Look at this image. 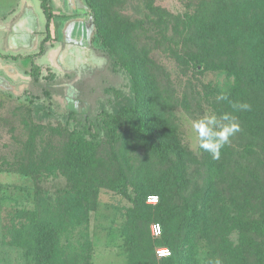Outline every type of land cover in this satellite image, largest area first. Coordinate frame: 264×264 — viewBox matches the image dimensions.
<instances>
[{
	"label": "rangeland",
	"instance_id": "1",
	"mask_svg": "<svg viewBox=\"0 0 264 264\" xmlns=\"http://www.w3.org/2000/svg\"><path fill=\"white\" fill-rule=\"evenodd\" d=\"M24 1L26 6L22 14L13 22V35L17 43L27 38L32 44L31 50L36 53L46 36V15L40 0ZM94 1L97 5L104 1L107 6V0ZM189 2L112 0V7L110 12H105V18L110 23L115 22L113 15L117 12L137 23V28L127 39L129 42L126 40L117 48L125 64L135 59L136 54L139 58L148 59L154 78L157 117L159 63L170 74L169 90L163 86V91L169 96L167 102L174 114L176 136L187 155L183 171L188 183L184 194L188 203H192L193 209H198L200 198L205 195L212 205L210 212L219 210V220L225 222L221 221L219 235L231 245L235 263L264 264V138L249 131L234 117L240 131L230 137V142L221 149L219 159H213L201 149L192 122L205 115L218 118L222 115H216L204 98L197 106L190 91L200 90L201 96H205L208 91L202 83H218L225 88L229 83L221 73L193 72L192 67L181 66L168 52L159 50V6L178 14L185 11ZM48 4L55 16H64L65 20L53 23V37L46 42L45 57H36L41 72L39 81L27 83L20 78L17 81L9 79L8 86H13L9 88L10 94L0 78V86H5V89H0V264H37L26 249L3 243L8 213L11 209L29 207L40 198L56 209L60 196L66 187L70 189L73 183L70 180H74L61 173V162L58 161H65L71 130L76 128L85 132L87 140L92 138V133H86L83 125L87 118L93 120L102 108H111L116 96L108 89H119L123 93L130 90L124 63L114 66L106 50L101 46H90L93 21L85 0H48ZM5 61L11 59L0 56V62ZM17 61L21 65L19 68H28L32 62L29 59ZM10 74L0 71V77L10 78ZM44 89H48L50 95L45 94ZM71 112L75 117H71ZM213 130L218 131L219 128ZM121 135L125 139L117 141L105 134L93 163L86 170V177L81 173L75 178L84 184L91 181V190L97 194L95 208L91 211V264H132L129 254L134 235L139 232L145 236L141 240L153 241L151 249L157 260H162L156 254L158 248L168 247L174 252L163 242L164 234L154 237L151 232V224L156 221L162 223V220L159 219L158 208H155L160 202L149 203L147 196L159 194H147L144 202L148 207L136 211L133 200L110 186L114 182L130 183L136 179L138 183L144 180L142 184L159 190V170L164 163L159 160L158 146L153 153L144 149L146 145L137 122ZM30 147L32 152H28ZM127 154L130 157L126 158L128 167H134L132 173L119 168L121 155ZM172 157L175 158L174 155ZM191 158L192 162L189 161ZM190 227L198 260L202 263L214 261L216 252L213 245L222 241L219 235L197 232L192 222Z\"/></svg>",
	"mask_w": 264,
	"mask_h": 264
},
{
	"label": "trees",
	"instance_id": "2",
	"mask_svg": "<svg viewBox=\"0 0 264 264\" xmlns=\"http://www.w3.org/2000/svg\"><path fill=\"white\" fill-rule=\"evenodd\" d=\"M85 2L93 21L90 46H101L107 51L114 66H121L122 56L117 47L131 37L137 23L123 18L117 12L113 15L115 22H108L105 12H110L112 0H107V6L104 1L100 5L94 0ZM40 6L46 15V36L32 57L43 55L46 52V42L53 37L55 15L48 0H40ZM185 7L182 13L174 14L159 6V50L168 52L181 66L192 67L193 72L221 73L229 83L227 88L218 83H202V87L208 91L205 96H201L200 90H196L195 93L190 91L191 97L197 102V106L204 98L216 115L230 114L244 123L249 131L264 138V0H190ZM0 56L11 57L1 53ZM147 60L136 54L135 59L129 63L123 62V68L129 74V93L108 89L115 92L116 96L111 102V108H102L93 120L87 118L83 125L86 133H92V138L87 140L85 132L76 128L71 130L65 161H58L61 162V173L69 175L75 181L69 179L73 183L70 189L65 188L56 209L42 198L36 203L32 201L33 205L21 210L11 209L4 223V244L26 249L37 264H91V211L95 208L97 194L91 190V181L84 184L75 178L81 173L86 177V170L93 163L105 134L120 141L125 139L121 133L137 122L141 139L146 145L144 149L153 153V149L158 146L159 160L164 163L159 170V190L142 184L144 180L138 183L136 179L130 183L114 182L110 186L133 200L136 211L148 207L144 202L147 194H159L160 204L155 207L162 220V223L156 221L162 226L159 237L164 234L163 242L174 252L157 260L151 249L153 241L141 240L145 236H141L139 232L134 235L133 248L129 254L132 264H215L217 260L221 264H237L234 262L231 245L219 235L222 227L220 224L225 223L219 220V210L210 212L213 210L212 205L205 195L200 198L199 208L193 209L192 203H188L184 195L188 189L183 171L187 155L176 136L174 114L167 102L169 96L163 91V86L169 90L167 85L170 74L159 63L157 117L154 109V104H157L154 78ZM30 74L33 82L39 81L40 67L34 62ZM44 93L50 95L48 89H44ZM243 105L248 107H242ZM70 115L75 117L74 112ZM28 152H32V147ZM128 156L129 154L121 155L119 168L132 173L134 167H128ZM189 161L192 162V158ZM125 179L130 180L128 177ZM211 188L214 191L213 182ZM206 192L205 190L204 194ZM191 222L197 232L219 235L222 241L213 245L216 252L214 258L217 260L215 258L207 263L198 260L193 238L190 236Z\"/></svg>",
	"mask_w": 264,
	"mask_h": 264
},
{
	"label": "crops",
	"instance_id": "3",
	"mask_svg": "<svg viewBox=\"0 0 264 264\" xmlns=\"http://www.w3.org/2000/svg\"><path fill=\"white\" fill-rule=\"evenodd\" d=\"M26 1L24 0H0V53L7 54L11 57L4 59H11V61H5V63L0 62V71L11 73L9 75L10 78L6 76H1L0 78L6 83V87L10 91L13 86H8L11 82L9 79L13 81H17L20 78L22 81L27 83H33V78L30 74L31 67L33 62L38 64L36 61V57L41 58L45 57V55L34 56L31 55L34 53L31 50L32 44L27 40V38L22 39V42H16L17 38L14 37V27L13 22H15L16 18H18L22 14V10L26 6ZM56 17V18H55ZM54 17V22L60 21L63 22L65 20L63 17ZM18 56L17 58H12V56ZM2 58V57H1ZM18 59H29L31 60V66L28 68H19L21 66L18 64ZM30 85V84H29ZM3 86H0L2 90ZM3 87V89H5ZM10 93V92H9ZM12 94V93H10Z\"/></svg>",
	"mask_w": 264,
	"mask_h": 264
},
{
	"label": "clouds",
	"instance_id": "4",
	"mask_svg": "<svg viewBox=\"0 0 264 264\" xmlns=\"http://www.w3.org/2000/svg\"><path fill=\"white\" fill-rule=\"evenodd\" d=\"M242 107L247 108L248 105ZM193 130L198 134L199 147L208 152L213 159L220 158L221 149L230 142V137L240 131V125L230 114L221 117L205 115L200 120L192 122ZM219 128L218 131L213 129ZM216 264H221L219 260Z\"/></svg>",
	"mask_w": 264,
	"mask_h": 264
},
{
	"label": "built area",
	"instance_id": "5",
	"mask_svg": "<svg viewBox=\"0 0 264 264\" xmlns=\"http://www.w3.org/2000/svg\"><path fill=\"white\" fill-rule=\"evenodd\" d=\"M147 201L149 203L155 204L158 203V195L150 194L147 196ZM151 232L154 237H159L162 234V226L159 222H154L151 224ZM158 257H168L171 254V250L168 247H161L156 250Z\"/></svg>",
	"mask_w": 264,
	"mask_h": 264
}]
</instances>
